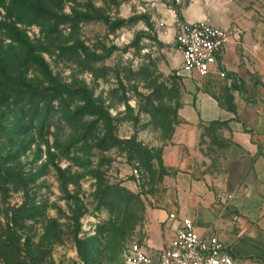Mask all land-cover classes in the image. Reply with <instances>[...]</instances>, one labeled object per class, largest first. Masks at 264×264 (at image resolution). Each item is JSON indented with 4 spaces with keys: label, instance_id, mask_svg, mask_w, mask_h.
<instances>
[{
    "label": "rangeland",
    "instance_id": "374dc122",
    "mask_svg": "<svg viewBox=\"0 0 264 264\" xmlns=\"http://www.w3.org/2000/svg\"><path fill=\"white\" fill-rule=\"evenodd\" d=\"M219 4L234 31L264 21V0H0V264L166 244L163 150L215 78L182 71L158 23Z\"/></svg>",
    "mask_w": 264,
    "mask_h": 264
},
{
    "label": "crops",
    "instance_id": "0c3cea01",
    "mask_svg": "<svg viewBox=\"0 0 264 264\" xmlns=\"http://www.w3.org/2000/svg\"><path fill=\"white\" fill-rule=\"evenodd\" d=\"M177 9L184 21L231 26V11L223 4L208 11ZM171 20L169 11L160 21L165 24L162 36L173 44ZM210 74L214 86L203 87L195 102L185 106L190 125H178L164 147L172 188L155 215L166 222L167 242L176 225L168 214L175 213L189 217L199 234L216 235L233 264H264V21L242 33L234 31L213 70L203 77ZM217 122L225 125H207Z\"/></svg>",
    "mask_w": 264,
    "mask_h": 264
},
{
    "label": "built area",
    "instance_id": "2783aa9c",
    "mask_svg": "<svg viewBox=\"0 0 264 264\" xmlns=\"http://www.w3.org/2000/svg\"><path fill=\"white\" fill-rule=\"evenodd\" d=\"M171 13L172 41L180 56L181 70L206 76L215 67L222 49L233 35V28L216 26L206 19L184 21L175 10ZM158 25L165 24L160 21ZM168 219L176 223L171 239L158 250L147 249L137 242L129 244L124 254L125 264H233L216 235L199 234L189 217L169 213Z\"/></svg>",
    "mask_w": 264,
    "mask_h": 264
},
{
    "label": "trees",
    "instance_id": "16d2710c",
    "mask_svg": "<svg viewBox=\"0 0 264 264\" xmlns=\"http://www.w3.org/2000/svg\"><path fill=\"white\" fill-rule=\"evenodd\" d=\"M83 51L86 53L87 57H94V58H106L109 56L110 52H106L104 55L102 56H98V55H95L94 53L92 52H89L87 51L85 48H83ZM214 124V123H213Z\"/></svg>",
    "mask_w": 264,
    "mask_h": 264
}]
</instances>
